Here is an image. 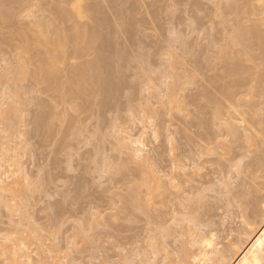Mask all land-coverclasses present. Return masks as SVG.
Here are the masks:
<instances>
[{"label":"rangeland","instance_id":"1","mask_svg":"<svg viewBox=\"0 0 264 264\" xmlns=\"http://www.w3.org/2000/svg\"><path fill=\"white\" fill-rule=\"evenodd\" d=\"M79 2L91 48L55 36L57 0H0V174L17 149L28 177L0 191V264H264V0Z\"/></svg>","mask_w":264,"mask_h":264},{"label":"bare ground","instance_id":"2","mask_svg":"<svg viewBox=\"0 0 264 264\" xmlns=\"http://www.w3.org/2000/svg\"><path fill=\"white\" fill-rule=\"evenodd\" d=\"M80 0H57V2L58 3H60L61 5L58 7V9H57V13H58V15H59V19L58 20H61L62 22H69V21H73V24L74 25H72V27L68 30V31H66V30H59L58 32H56L55 31V36L59 39V40H69L71 43L72 42H74L73 44H75V46L76 45H78V44H80L82 41H84L85 40V42L87 43H85L86 45L85 46H90V48H91V45H93V44H95L96 42L98 43V41L100 42V44H101V40L103 39L102 38V36L98 33V32H96L94 29V31L93 30H91V28H95V27H91L90 28V30L87 28V30H89V31H87L83 26H80L79 25V20L81 19V18H83V17H85L86 16V13H87V11L89 10H91V12L93 11H98V8L100 7H98L97 8V6L96 7H93V6H82L81 5V3L79 2ZM73 2V3H72ZM94 3V2H93ZM97 4V3H96ZM95 4V5H96ZM69 5H70V8H68L69 7ZM68 8V9H67ZM100 9V8H99ZM101 10V9H100ZM99 10V11H100ZM96 12H95V14H96ZM102 11H100V13H101ZM93 17V16H92ZM91 18V17H90ZM93 19V18H92ZM101 19V18H100ZM74 20H76V21H74ZM105 20V19H104ZM108 20V19H107ZM78 21V22H77ZM93 21V20H92ZM75 22V23H74ZM108 22V21H107ZM90 24L91 23H89V26H90ZM46 26H48V24L46 25ZM92 26H94V25H92ZM47 29H48V27H46ZM47 31V30H46ZM48 32V31H47ZM57 38H55V40L56 41H54L55 43L57 42L58 44H59V42L57 41ZM105 38V40H106V37H104ZM103 41V40H102ZM61 42V41H60ZM78 42V43H77ZM54 43V44H55ZM63 43V42H62ZM103 43H105V42H103ZM57 44V46H60V45H58ZM82 44V43H81ZM81 44H80V46L79 47H81ZM84 44V43H83ZM100 44H98V45H100ZM64 45V44H63ZM106 45V44H105ZM61 46H62V44H61ZM75 46H74V48H75ZM84 46V47H85ZM88 46H87V48H88ZM76 47H78V46H76ZM101 47H103V46H101ZM58 48V47H57ZM61 48H64L63 46L61 47ZM66 48V47H65ZM82 49V48H81ZM60 50V49H59ZM64 50V49H63ZM75 50V49H74ZM76 50H78V49H76ZM62 51V50H61ZM63 52V51H62ZM61 52V53H62ZM56 53V52H55ZM54 53V54H55ZM64 53V52H63ZM48 55H51V54H49V53H47ZM57 54H59V53H57ZM55 56H56V54H55ZM58 56V55H57ZM103 56H105V55H103ZM102 56V57H103ZM53 57V56H52ZM103 62V61H102ZM96 63H98V62H96ZM101 63V62H100ZM94 65V64H93ZM92 65V63H91V65H90V67H89V65L88 66H84V67H89V69H86V71H87V73H86V71L84 72V70L83 69H81V70H78V68L76 69L78 72V76H80L81 77V79H79V80H81V81H83V82H81L82 83V85H81V83H80V81H79V86H84L85 85V87L87 86V83H89V82H92L93 80V78H92V76H94V74L91 76V74H90V77L92 78H89V75H86V74H89V73H91V68H94V66ZM95 65H97L98 66V64H95ZM101 65H102V63H101ZM103 65H104V63H103ZM96 66V67H97ZM82 67V66H81ZM94 68V70H95V72H96V70L97 69H99L98 67L97 68ZM101 69V71L103 70V68L101 67V66H99ZM80 68V67H79ZM104 69H105V66H104ZM107 69V68H106ZM99 70V71H100ZM92 71H93V69H92ZM106 71V70H105ZM104 71V72H105ZM21 72L23 73V71H20V74H21ZM94 72V71H93ZM84 73H86V74H84ZM108 73H109V71H108ZM24 74V73H23ZM102 74H103V72H102ZM101 74V75H102ZM106 74V73H105ZM105 74H103V75H105ZM6 75V74H5ZM22 75V74H21ZM110 75V74H109ZM87 76H88V78H87ZM108 76V75H107ZM104 77V76H103ZM103 77H102V80H103V86H104V79H108L107 77L105 78L104 77V79H103ZM91 79V80H90ZM90 80V81H89ZM88 81V82H87ZM107 81V80H106ZM108 81H109V79H108ZM111 81V80H110ZM86 83V84H85ZM108 84V83H107ZM110 84V83H109ZM112 84V83H111ZM110 84V85H111ZM102 86V85H101ZM102 86V87H103ZM113 86H114V84H113ZM81 87V89L82 90H84L85 89V87H83L82 88ZM108 88V89H107ZM107 91L109 90V85L107 86ZM104 89H105V87H104ZM112 90V87H111V89L109 90V91H111ZM173 90V89H172ZM227 94L229 95L230 94V92H232V91H228L227 90ZM231 95H233V93H231ZM7 96H9V94H7ZM17 96H19L18 95V93H17ZM13 97H15V98H17L16 96H12V97H7V98H13ZM171 97H173L172 95H171ZM17 99H19V98H17ZM9 101H10V99H9ZM13 101V100H12ZM12 101H11V103L10 104H12ZM3 103V102H2ZM17 103H18V101H17ZM17 103H15L16 105H17ZM4 105H6L5 103H3ZM3 104H1L0 103V106L1 105H3ZM8 104V103H7ZM13 105V104H12ZM18 105H20V104H18ZM22 105V104H21ZM148 106V105H147ZM2 107V106H1ZM0 107V108H1ZM8 107H9V105H8ZM11 107H13V106H11L10 105V108H7V110L8 109H11ZM149 107V106H148ZM4 108V107H3ZM21 108V107H20ZM4 109H6V108H4ZM13 109V108H12ZM17 109V108H16ZM23 109V108H22ZM11 110H8L7 112H6V110H5V115H4V118L7 116L8 117V112H10ZM19 111V110H18ZM23 111V110H22ZM22 111H20V112H22ZM11 113H13V112H10L9 113V115H10V117H11ZM22 115V114H21ZM20 115V116H21ZM10 117H8L9 119H10ZM6 119V118H5ZM9 119H7V120H9ZM146 130V129H145ZM1 131V130H0ZM143 131V130H142ZM119 133V132H118ZM117 133V134H118ZM120 133H121V131H120ZM142 134V133H141ZM4 135V134H3ZM4 136H6V135H4ZM119 137H118V139H119V142H121V144H122V146L124 147V149L126 148V151H128V149H129V152H130V154H128V157H129V155L131 156L130 157V159H138V161L137 162H139V160H144V162L146 161V158H148L146 155H145V152H144V149L146 148L145 147V145H144V141H143V138H141L142 139V141L139 139H133L134 137L129 133V132H125V131H122V134H120V135H118ZM137 136V135H136ZM8 137V136H7ZM138 137H141V136H138ZM4 139H5V137H4ZM121 139V140H120ZM0 140H2V139H0ZM8 141V140H7ZM118 141V140H117ZM1 142V141H0ZM5 142V141H4ZM2 144V143H1ZM118 144V143H117ZM121 144H120V147H121ZM146 144V143H145ZM147 145V144H146ZM1 146V145H0ZM2 148H4V147H2ZM128 148V149H127ZM14 149V148H13ZM13 149L12 150H10V151H13ZM121 149V148H120ZM8 149H6V151H7ZM16 150L17 149H15V153H14V155H12V159H14V160H12V161H10V162H8L7 164H8V169H5V167H4V165H3V169H5L4 170V172L2 173V174H0V191H2L3 193L5 192V191H7V193L9 192V191H11L10 189H12V192L14 191L13 189H15L16 188V186H18L19 184L22 186L23 184H21V183H23L22 181L20 182V179L23 177L24 179H26V178H28L27 177V174H26V170L24 169V166H23V164L21 163L22 161L20 160V159H22L23 157L20 155V154H16ZM5 151V150H4ZM10 151H7L6 152V154L8 153V152H10ZM147 151V150H146ZM18 152V151H17ZM125 152V151H124ZM148 152H146V154H147ZM16 154V155H15ZM132 154V155H131ZM1 155V154H0ZM133 156V157H132ZM0 157H2V156H0ZM9 157V156H8ZM8 157H7V159L6 160H8ZM11 157V156H10ZM2 160H3V158H2ZM131 160V161H132ZM133 160V161H134ZM142 160V161H143ZM4 161V160H3ZM148 161V160H147ZM135 162V161H134ZM137 162H135V163H137ZM141 162V161H140ZM149 162H151L150 160L147 162V164L149 163ZM143 163V162H142ZM2 164H3V162H2ZM6 164V163H5ZM26 164V163H25ZM145 164V169H146V171L148 170V171H150V170H152L153 171V173L150 171L149 173H152V174H154V176L152 175V174H149V173H147L149 176L150 175H152L151 177L152 178H154L155 179V170H157L158 171V169H151V168H153V163H152V167H151V165H149L151 168L150 169H148V165L146 164V162L144 163ZM151 164V163H150ZM139 165V164H138ZM142 164L140 163V166H141ZM5 166H7V165H5ZM155 166V165H154ZM26 167V166H25ZM155 168H157V167H155ZM144 169V170H145ZM0 170H2V169H0ZM144 170H143V173H144ZM140 171H142V170H140ZM142 173V172H141ZM158 173V172H157ZM21 175V177H19L18 178V176H20ZM143 176H146V175H144V174H142ZM16 176H17V178H16ZM147 177V178H150V177ZM156 177H158L160 180L159 181H161V177L159 176V174L158 175H156ZM22 178V179H23ZM143 178H145V177H143ZM158 178L157 179H155V184H156V186H157V183H159L157 180H158ZM27 180V179H26ZM141 180H142V178H141ZM150 179H148V180H145L144 179V181H146L147 183H148V185H149V183H150V181L152 182L153 180H150ZM25 182V181H24ZM141 182V181H140ZM143 182V181H142ZM146 182H145V184H146ZM26 183V182H25ZM24 183V184H25ZM29 183V182H28ZM154 183V182H153ZM161 183V182H160ZM159 183V185H161ZM227 183V182H226ZM18 184V185H17ZM151 185H152V183H150ZM154 184V185H155ZM228 184V183H227ZM231 184V183H230ZM25 185H27V184H25ZM147 185V188H148V193L150 194V190H152L153 188H154V185H153V188H151V185H150V188L151 189H149V186ZM158 185V186H159ZM21 186L19 187L20 188V190H21ZM155 186V187H156ZM157 186V187H158ZM230 186V185H229ZM228 186V187H229ZM15 187V188H14ZM156 187V188H157ZM161 187H162V185H161ZM161 187H160V189H161ZM18 188V189H19ZM23 188V187H22ZM146 188V189H147ZM155 188V189H156ZM17 189V188H16ZM146 189H144V190H146ZM158 189H159V187H158ZM22 191V190H21ZM147 191V190H146ZM229 191V190H228ZM15 192H16V190H15ZM154 191L152 190V193H153ZM155 192H157V191H155ZM2 193V194H3ZM10 193V192H9ZM8 193V194H9ZM158 193V195H159V191L157 192ZM156 193V194H157ZM8 194H6V196L8 195ZM12 194V193H11ZM16 194H17V192H16ZM16 194H14V192H13V195L16 197L17 195ZM148 194V195H149ZM146 195H147V193H146ZM147 195V196H148ZM151 195V194H150ZM154 194H152L151 196H153ZM0 198H2V197H0ZM153 198H155V197H149V201L150 200H152L153 201ZM3 200V199H2ZM6 202V201H5ZM19 202V203H18ZM18 202H16V203H18V205L20 204V201L18 200ZM15 205V204H14ZM17 205V204H16ZM16 205H15V207H16ZM22 205V204H21ZM8 206V205H7ZM14 207V208H15ZM19 208H20V206H18ZM8 208V211H9V207H7ZM17 208V207H16ZM16 208H15V210H16ZM18 208V209H19ZM11 209V208H10ZM13 209V208H12ZM18 209H17V211H18ZM22 209V208H21ZM20 209V210H21ZM19 210V211H20ZM26 210V209H25ZM12 210H10V212H11ZM18 211V212H19ZM18 212H14V215L16 216L17 214L16 213H18ZM24 211H22V213H23ZM26 213H27V211H26ZM21 215V214H20ZM23 215H25V213L23 214ZM14 217V216H13ZM27 216H25L24 218H26ZM22 220V219H21ZM25 220V219H24ZM20 221V220H19ZM29 227H30V224H29ZM31 228V229H30ZM29 229L30 230H33L32 229V226L30 227ZM20 229L21 228H19V231H20ZM24 230H26V229H23V231ZM23 231H22V233H23ZM21 232V231H20ZM27 232V231H26ZM29 232H31V231H29ZM33 232V231H32ZM24 233H25V231H24ZM38 233V232H37ZM33 234H35L36 235V233L34 232ZM23 235V234H22ZM26 236H27V234H25ZM28 235H30V237H31V234L30 233H28ZM39 235H40V233L38 234V236L37 237H39ZM197 235H198V233H197ZM197 235H194L195 237H197ZM41 236V240H42V237H43V235L41 234L40 235ZM199 236H201V233H200V235ZM198 236V237H199ZM203 236V235H202ZM18 237H20V236H18ZM23 237V236H22ZM29 237V236H28ZM26 237L24 236V239H25ZM36 238V237H35ZM204 238V237H203ZM202 238V239H203ZM5 239V238H4ZM20 239V238H19ZM23 238H22V240H24ZM28 241V243H29V241H36V239H33V238H31V239H33V240H29L28 238H26ZM38 240H39V238H37ZM193 239V238H192ZM198 240H200L199 238H197ZM18 240V239H17ZM206 240V239H205ZM3 241V240H2ZM15 241H16V239H15ZM21 241V240H20ZM24 241H26V240H24ZM192 241V240H191ZM194 241V240H193ZM196 241V240H195ZM203 241H204V239H203ZM202 241V242H203ZM23 242V241H22ZM27 242H25L26 244H27ZM37 242V241H36ZM41 242V244H42V242H43V244L42 245H44L45 243V241H44V239H43V241H40ZM197 243H198V241H196ZM18 243H19V241H18ZM18 243H15V245H17ZM200 243V242H199ZM24 243H22V245H23ZM25 244V245H26ZM30 244V243H29ZM31 244H34V243H31ZM30 244V245H31ZM37 245H38V243H36ZM196 244V243H195ZM15 245H13V246H15ZM20 245H21V243H20ZM24 245V246H25ZM200 245V247L203 245V244H199ZM12 246V247H13ZM27 246H28V244H27ZM26 246V247H27ZM33 246V245H32ZM34 246H35V244H34ZM40 246V245H39ZM38 246V247H39ZM5 247H6V245H5ZM37 247V246H36ZM199 247V248H200ZM28 248H29V250H30V246H28ZM42 248H43V246H42ZM41 247H40V249H42ZM198 248V249H199ZM1 249V248H0ZM6 249V251H7V249L8 248H4V250ZM201 250H202V248H200ZM199 249V250H200ZM4 250H3V252H4ZM13 250V252H12V254L11 255H16V253H14V252H17L16 250H18L20 253H22V255L20 256V258H21V260H22V262L21 263H23L24 261H26V260H24V259H27V262H25V264L27 263V264H33L34 262L31 260V257H30V254H28L30 251L28 250V249H26L25 248V251L27 250V251H29L28 253H25V251H24V249L23 248H18V249H12ZM38 250H39V248H38ZM44 251H45V249H43ZM43 250H41L42 252H43V254H44V251ZM1 251V250H0ZM8 251H10V249L8 250ZM7 251V252H8ZM40 251V250H39ZM6 252V253H7ZM18 252V253H19ZM2 253V252H1ZM9 253V252H8ZM188 253H189V251H188ZM187 253V254H188ZM201 253H203V252H201ZM10 254H6L7 256H9V258H7V259H11L12 257H11V255ZM191 254V253H190ZM190 254H189V256H190ZM2 256H3V254H1ZM203 255V254H202ZM221 255V254H220ZM42 255H40V257H41ZM216 255L214 254V257H215ZM218 256V258H219V260H220V257H222V256H219V255H217ZM217 256L215 257V258H217ZM11 257V258H10ZM17 257H18V254H17ZM16 256H15V258H17ZM191 257V256H190ZM6 258V257H5ZM19 258V257H18ZM24 258V259H23ZM42 259L44 258L45 259V257H41ZM224 258V257H223ZM202 259L203 260H205L204 259V257H202ZM6 260V259H5ZM46 260H48L47 258H46ZM203 260H201V261H198V262H202ZM210 260L211 261H208V262H210V264H220L221 262V264H223V261L222 260H220L221 262L219 263V261L218 260H216V262L214 261V259H213V255L211 256L210 255ZM224 260V259H223ZM7 261V260H6ZM14 262V258H12V260H10V263L11 264H13V262ZM218 261V262H217ZM9 262V261H8ZM56 262V261H55ZM54 262V263H55ZM212 262H215V263H212ZM9 263V264H10ZM51 263V262H50ZM53 263V262H52ZM53 263V264H54ZM16 264V263H15ZM36 264V263H35ZM44 264V263H43ZM193 264H199V263H197V262H195V263H193ZM201 264H204V262L203 263H201ZM209 264V263H208Z\"/></svg>","mask_w":264,"mask_h":264}]
</instances>
